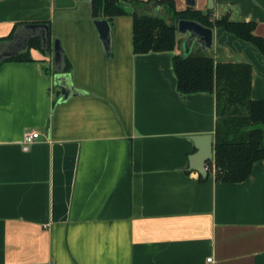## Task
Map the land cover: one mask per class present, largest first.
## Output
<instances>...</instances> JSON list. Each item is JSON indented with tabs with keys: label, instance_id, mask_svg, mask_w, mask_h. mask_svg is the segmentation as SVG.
<instances>
[{
	"label": "crops",
	"instance_id": "0c3cea01",
	"mask_svg": "<svg viewBox=\"0 0 264 264\" xmlns=\"http://www.w3.org/2000/svg\"><path fill=\"white\" fill-rule=\"evenodd\" d=\"M172 1L254 22L264 39V0ZM95 21L91 0H0V40L22 24H48L51 36L47 52L0 64V264H264V159L238 183L217 181L213 166L206 178L189 169L191 137L214 143L215 94L178 91L182 46L135 54L131 14L111 21L110 53ZM213 33L208 54L250 64L251 96L264 99L263 54ZM55 40L80 92L66 100ZM31 130L40 138L25 151Z\"/></svg>",
	"mask_w": 264,
	"mask_h": 264
},
{
	"label": "trees",
	"instance_id": "16d2710c",
	"mask_svg": "<svg viewBox=\"0 0 264 264\" xmlns=\"http://www.w3.org/2000/svg\"><path fill=\"white\" fill-rule=\"evenodd\" d=\"M153 1L165 7V13L141 12V8ZM91 5L96 20L108 19L111 23L117 16H133L135 54L174 51L181 46L178 22L189 19L212 29L224 28L256 46L264 56V39L255 34L254 22L234 21L228 15L213 18L211 11L203 13L194 8L178 11L172 0H91ZM34 46L43 50L39 38L31 40L29 50ZM29 50L9 60H30ZM65 62L68 72L70 66L66 58ZM173 68L179 92H208L216 96L214 160L208 162L209 169L215 166V179L224 183L246 180L254 163L264 159V99L251 96L252 66L244 62H216L198 47L187 57L176 54Z\"/></svg>",
	"mask_w": 264,
	"mask_h": 264
},
{
	"label": "water",
	"instance_id": "95a60500",
	"mask_svg": "<svg viewBox=\"0 0 264 264\" xmlns=\"http://www.w3.org/2000/svg\"><path fill=\"white\" fill-rule=\"evenodd\" d=\"M189 6L196 5L195 0H188ZM100 40L106 53L111 51L112 30L108 19L95 21ZM178 33L184 37L182 41L183 57H187L198 45L201 49L208 51L213 48V29L204 26L198 21L181 19L178 22ZM39 38L43 50H49L51 46L50 28L48 24H22L12 39L0 42V64L4 60L11 59L29 50L30 42ZM54 70L55 81L61 87V100L80 92L74 88L70 74L66 72L65 54L60 40L54 41ZM191 139L196 145L197 151L189 156V169L197 171L202 177L208 176V162L214 159V143L212 135H196Z\"/></svg>",
	"mask_w": 264,
	"mask_h": 264
},
{
	"label": "built area",
	"instance_id": "2783aa9c",
	"mask_svg": "<svg viewBox=\"0 0 264 264\" xmlns=\"http://www.w3.org/2000/svg\"><path fill=\"white\" fill-rule=\"evenodd\" d=\"M40 138V132L37 130H31L28 131L24 134V138H23V149L25 151L30 149L31 144H33L37 139ZM214 160V159H213ZM212 160V161H213ZM209 169V166H208ZM213 171H215V166L213 165ZM208 261H211V258L208 259Z\"/></svg>",
	"mask_w": 264,
	"mask_h": 264
},
{
	"label": "rangeland",
	"instance_id": "374dc122",
	"mask_svg": "<svg viewBox=\"0 0 264 264\" xmlns=\"http://www.w3.org/2000/svg\"><path fill=\"white\" fill-rule=\"evenodd\" d=\"M178 37H182V39L180 40L181 41V43H182V41L184 40V37L183 36H181L179 33H178ZM211 50H209L208 52H210ZM210 54H212V51L210 52Z\"/></svg>",
	"mask_w": 264,
	"mask_h": 264
}]
</instances>
